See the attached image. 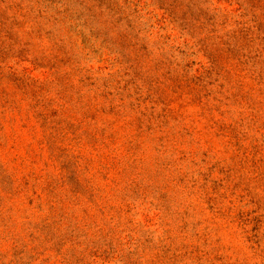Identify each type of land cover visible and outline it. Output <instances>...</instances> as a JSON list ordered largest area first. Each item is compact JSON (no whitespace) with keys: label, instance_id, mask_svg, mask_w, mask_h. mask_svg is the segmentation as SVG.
Returning a JSON list of instances; mask_svg holds the SVG:
<instances>
[{"label":"rangeland","instance_id":"374dc122","mask_svg":"<svg viewBox=\"0 0 264 264\" xmlns=\"http://www.w3.org/2000/svg\"><path fill=\"white\" fill-rule=\"evenodd\" d=\"M0 264H264V0H0Z\"/></svg>","mask_w":264,"mask_h":264}]
</instances>
